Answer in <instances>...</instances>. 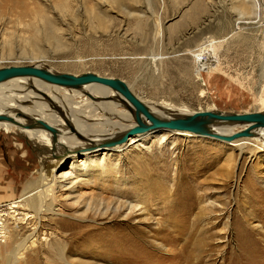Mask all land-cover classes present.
I'll use <instances>...</instances> for the list:
<instances>
[{
    "label": "rangeland",
    "instance_id": "1",
    "mask_svg": "<svg viewBox=\"0 0 264 264\" xmlns=\"http://www.w3.org/2000/svg\"><path fill=\"white\" fill-rule=\"evenodd\" d=\"M23 1L32 14L46 6L56 33L48 34L36 23L31 27L30 17L21 14ZM57 1L0 0V68L40 64L56 72L118 77L142 99L181 107L184 114L210 108L227 113L264 109V0H246L248 14L233 7V0H119L117 4L69 0L72 9L66 15L56 8ZM94 6L103 13V22L97 25L91 18ZM37 27L42 34L40 50L29 41ZM209 36L213 40L203 46ZM67 91L72 96L71 106L66 107L71 114L82 106L88 111L80 97L83 90ZM16 92L18 97L26 93ZM8 94L1 95L11 98ZM111 115L103 114L99 127L119 121ZM88 165L111 172L97 171L91 182L83 184L76 180L78 170L86 172ZM41 167L39 149L25 133L0 128V203L13 211L11 203L39 179ZM56 175L67 183L56 193L72 215L63 218L84 224L97 220L100 226L93 227V233L122 220L137 229L139 243L158 264H264V149L252 152L203 136L158 132L123 151L81 154L74 163L68 160L60 166ZM71 179L76 180L73 195L97 194L111 201L119 193L140 205L134 214L129 208L115 214L111 203L107 213L83 217L69 195ZM50 217L45 212L41 243L17 264H50L48 259H58L55 247L46 241L55 236ZM7 220L12 230L15 223ZM27 221L15 233L0 229V264H11L15 245L32 230ZM161 243H172L178 256L167 257ZM70 251L68 256L77 264L80 258L82 264H96Z\"/></svg>",
    "mask_w": 264,
    "mask_h": 264
},
{
    "label": "bare ground",
    "instance_id": "2",
    "mask_svg": "<svg viewBox=\"0 0 264 264\" xmlns=\"http://www.w3.org/2000/svg\"><path fill=\"white\" fill-rule=\"evenodd\" d=\"M108 1L116 4L119 2V0ZM56 4V8L64 15L72 9L71 1L69 0H58ZM234 5L236 6L235 8L240 10L243 14L251 12L250 3L246 2V0H233V7ZM201 7L202 6L198 9ZM23 8H25V11H22L21 14L25 17H30V26L36 23L42 26V29L48 34L52 35V33H56V23L49 15L50 11L48 10L49 13L45 11L46 6L39 7L33 11L32 14V11H26L27 8L23 1ZM102 14V11L96 6L93 7L91 18L95 21L96 25L103 22ZM192 21H195L194 16H192ZM37 28L38 29H35L29 41L33 48L39 49L38 44L41 43L42 34L41 28ZM212 40L213 36L207 37L204 44L202 43L203 46L207 47V44ZM33 66L60 73L56 72L51 67L47 68L40 64ZM60 88H62V90H83L80 97L85 102L88 111H83V109L86 108L82 106L81 111H76L75 115L71 114L70 112L72 111H68L66 107L71 106L72 96L67 90L58 93ZM18 89L26 91L24 97L21 94L23 93L22 91L19 93L21 96L18 97L16 92ZM2 93H10L8 96H11V98L7 99L14 98L13 100L16 99V101H7L6 97H3L4 94L3 96L1 95ZM138 97L144 102L149 112L159 118H175L190 114L181 113L182 111L179 110L181 107H169L167 104L160 101H147L140 96ZM33 98H42L44 101L34 100ZM118 100L120 101L118 102ZM122 104H124L125 107H123ZM170 110H172V112L174 110V112L170 113V115H165V112ZM208 110L221 114H238L216 111L213 108ZM259 111L264 112V109ZM111 113H113L114 117L119 119V121L116 120L115 123H113L114 126L109 125V128H105L104 125L99 127L102 123L101 118H103V114L111 115ZM0 114L13 116L18 121L16 124L2 120L0 121V128H4L5 131L17 130L21 133H25L27 137L37 145L40 164L42 165L39 169V179H37L33 185L24 188L19 196V200L17 199L18 201L10 202L13 205V211L9 210L6 215H0V229L3 228L15 233L20 224L28 223V219H30L32 226V230L24 237L23 241L15 245L10 255L12 259L11 264H17L18 261L25 260L26 255L24 254L26 251L32 250V247L36 243H41L39 232L44 226L43 221L45 220V212H49L53 216L50 217L48 224L52 226V234L55 235L53 238L45 239H47L46 241L49 246L55 247V252L58 256L57 260L54 258V260L48 259L49 262H52L50 264H77L68 256V253L71 252L70 250L81 256L86 255V257L94 259L96 264H102L105 261H111V264H143L144 262H147V264H158L154 259L155 255L148 254L139 243L136 234L137 229L130 228L122 220L116 222L113 227L105 228V231L102 233H93L94 230H96L93 227L96 226V228H99L100 226L97 220L92 219L93 223L84 224L69 218H63L64 215H72L68 212L69 210H67L66 206L59 201V197L56 194L57 189L67 186V183L59 179L56 175V170L60 166H63V164L65 165L68 160H73L74 163L81 154L88 157L101 150L108 152L123 151L129 144L140 138L145 139L158 132L162 133L163 136L171 133L186 137L203 136L228 143L232 148H238L240 150L249 148L252 152L264 149V127H254L251 122L216 119H209L211 123L208 125V129L213 134L234 136L245 130H247V134L234 136L229 141H226L224 138H219L210 134L200 135L190 130L172 131L165 128H151L147 131L133 133L126 141H121L126 134L138 126L135 108L121 93L96 82H87L76 86H63L34 76L13 77L0 83ZM39 120H43L45 123L49 124L51 128H47ZM130 121L132 122L130 123ZM145 122L149 121L145 120ZM32 125H36V128H31ZM104 169L99 170L95 166L88 165L86 172H83L81 169L78 170L79 173L76 180L79 179V182L85 184L92 181L90 178H92L94 174H97V171H100L102 175L111 172L109 168ZM100 173L98 174L100 175ZM84 176H89V178L84 179ZM76 180L74 181L71 179L68 182L71 184L69 187V195L76 193L75 190H73ZM73 198L75 202L73 206L74 209L77 211L81 209V215L83 217L96 214L103 215L110 210L112 204L111 211L115 214L121 212L125 208H129L131 214H134L137 211V207L140 205L139 201L135 202L129 200L125 194L119 193H117L114 200L111 201H107L97 194H93V196L76 194L73 195ZM181 204L185 206L186 201L181 202ZM21 208H23V211H20ZM24 210L32 211L33 214H29V212H25ZM184 215H187L186 211L181 217L182 219L186 218ZM6 216L15 223L12 230L9 225L11 223H9ZM177 222H182V220L178 219ZM63 234L66 235L64 236ZM161 245L167 250V257L172 259V257L175 258V256H178L175 253V248L172 243L169 245L161 243ZM176 261L178 260L176 259ZM80 263H84L81 258L79 264Z\"/></svg>",
    "mask_w": 264,
    "mask_h": 264
},
{
    "label": "water",
    "instance_id": "3",
    "mask_svg": "<svg viewBox=\"0 0 264 264\" xmlns=\"http://www.w3.org/2000/svg\"><path fill=\"white\" fill-rule=\"evenodd\" d=\"M18 76H34L45 81L63 85L76 86L87 82H96L103 86H108L123 95L135 108V116L138 126L126 134L121 141H126L130 135L138 131H147L151 128H165L167 130H190L200 135H212L224 138L229 141L234 136L246 135L247 130L234 136H221L213 134L208 125L211 123L209 119L224 121H245L253 123L254 127H264V112L253 111L238 114H221L210 110H198L190 114H186L175 118H159L153 115L144 102L135 94L132 87L123 79L113 76H102L94 72L83 74H73L68 72L55 73L47 69L33 65H10L0 68V83L7 79ZM6 120L13 123L18 121L13 116L0 114V121ZM148 120L149 122H145ZM47 128L51 126L43 120H39Z\"/></svg>",
    "mask_w": 264,
    "mask_h": 264
},
{
    "label": "built area",
    "instance_id": "4",
    "mask_svg": "<svg viewBox=\"0 0 264 264\" xmlns=\"http://www.w3.org/2000/svg\"><path fill=\"white\" fill-rule=\"evenodd\" d=\"M7 205H4L2 203H0V215L4 216V214L6 215V213L11 210L10 207L7 208ZM7 209H9L8 211H6ZM7 217V216H6Z\"/></svg>",
    "mask_w": 264,
    "mask_h": 264
}]
</instances>
